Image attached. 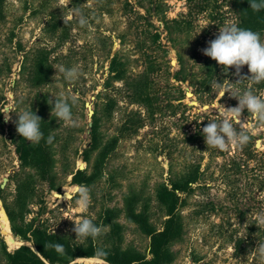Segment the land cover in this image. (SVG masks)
Listing matches in <instances>:
<instances>
[{
    "label": "rangeland",
    "instance_id": "374dc122",
    "mask_svg": "<svg viewBox=\"0 0 264 264\" xmlns=\"http://www.w3.org/2000/svg\"><path fill=\"white\" fill-rule=\"evenodd\" d=\"M76 9L88 18L87 25L73 18ZM54 13L61 21L56 33L48 25ZM241 18L236 0H0V184L9 178L0 202L14 241L9 237V243L0 223V264L9 263L3 243L8 252L32 246L13 234L8 213L16 226L34 222L83 244L91 237L77 238L73 228L87 217L106 226L94 239L102 248L146 253L151 238L142 228V216L156 229L167 218L156 198L157 188L170 186L172 163L173 178L179 179L199 161L206 169L204 179L181 195L182 229L170 247L171 264H264V258L252 253L261 242L258 232L248 230L251 221L260 224L258 214L264 213L260 182L252 171L226 179L225 158L212 161L209 152L187 139L196 130V116L218 113V104L238 105L231 94L250 90L264 98V82L236 83L234 68L223 69L202 51L221 27H240ZM118 51L116 63L127 65L131 85L111 78V60ZM61 65L79 66V78L72 83L54 80ZM241 75L250 76L247 66ZM216 79L231 94L221 98ZM147 83L151 96L149 91L148 97H139L137 90L144 92ZM62 95L69 102L76 97L75 123L52 113L56 97ZM30 108L46 128L44 139L48 134L54 137L48 158L57 190L42 178L38 159L26 167L20 164L12 138L15 114ZM8 112L12 117L5 121ZM94 114L99 118L95 142ZM250 116L245 110L241 122L264 151V124L254 123ZM86 152L89 161L84 160ZM80 165L87 179L75 184L73 173ZM80 185L89 189L87 210L75 203ZM64 193L68 199L57 197ZM109 209L116 212L118 231L106 219ZM76 262L100 264L90 259Z\"/></svg>",
    "mask_w": 264,
    "mask_h": 264
},
{
    "label": "trees",
    "instance_id": "16d2710c",
    "mask_svg": "<svg viewBox=\"0 0 264 264\" xmlns=\"http://www.w3.org/2000/svg\"><path fill=\"white\" fill-rule=\"evenodd\" d=\"M236 3L241 10L242 18L240 27L258 31L260 33L264 32V10L260 12L252 11L249 0H236ZM60 23V17L54 13L53 18L50 20L48 25L50 29L56 33ZM118 53L119 51L111 60V78L115 80H122L125 84L128 83L131 85L130 77H127V65L125 63H116L119 57ZM113 63L117 64L116 67H113ZM150 87V84L147 83V87L145 85L144 92L137 90L138 96H147V93L151 89ZM145 92H147L146 95ZM148 95L151 96V91ZM215 115H218V113L210 114L202 118H200V116H196L193 122L196 126V130L189 134L187 139L191 142L197 143L203 150H201L203 153L209 152L210 160L214 161L221 156L225 158V162L227 163H225L224 169L227 172L223 174L227 177L226 179H229L231 174L252 171L253 177L260 182L258 190L262 191L264 189V151L259 150V147L256 146L255 135L250 129L246 128L244 125L242 126L244 130L249 131L251 134V140L246 146L235 147L233 145H229L225 150H219L210 146L207 147L202 134V129L208 122L219 119V117H216ZM250 117L254 123L257 121L252 115ZM2 119L3 112L0 110V121H2ZM137 122H134L133 124L136 125ZM98 128L99 118L94 114L93 126L91 127V134L94 142ZM45 129V126L41 125L43 134H45ZM15 132L16 133L12 134V138L16 144V151L19 154L21 167L32 165V162L35 159H38L37 163L40 165L42 178L49 181L51 189L57 190L58 188H55L54 182L51 180L50 173H52V170H49L50 161L48 155L50 154L49 147L50 145L52 146V144L47 143V139L41 140L38 144L30 143L21 137L17 131ZM84 160L89 161L88 152H86ZM171 171H173V163L170 167V186L167 184H161L157 188L156 192V198L159 203L164 206L167 215L162 228L156 229L148 222V218L144 215L140 220L143 230L151 238L149 248L146 253H131L123 251L118 247L105 249L99 246L93 238H90L87 244L72 242L64 236L51 234L52 232H50L47 228L41 224H35L34 222L16 226L13 222L12 215L8 213L10 216L13 234L22 241L32 243V246L21 245L14 252H8L5 243H3V252L8 258V264H70L71 257L73 259L91 257L93 256L94 250L97 248H102L107 252L106 262L109 264H171L173 260V253L171 252L170 247L179 237L182 229L181 216L178 213L182 202L181 195L191 192L193 184L201 182L202 179H204L206 169H202V163L200 161L198 163H193L185 169L186 172H182L179 179H174V175ZM73 174L75 184H80L84 179H87L86 171L84 169H77ZM3 189L4 188H2L0 184V197H2ZM261 209H263V207H261ZM115 213L116 212L113 209H109L105 212V216L107 221H112V229H116L118 231L120 229V225L113 221ZM0 220L2 227H4L2 217H0ZM248 230L249 234L253 233L254 230H257V238H259L261 242H264V224H258V220L251 221L248 226ZM46 242H59L64 245L66 255L61 256L55 252V250L45 248L44 245ZM76 264L82 263L76 262Z\"/></svg>",
    "mask_w": 264,
    "mask_h": 264
},
{
    "label": "clouds",
    "instance_id": "9594fccd",
    "mask_svg": "<svg viewBox=\"0 0 264 264\" xmlns=\"http://www.w3.org/2000/svg\"><path fill=\"white\" fill-rule=\"evenodd\" d=\"M250 8L254 12L264 10V0H249ZM73 18L82 26L87 25L88 18L84 15L82 10H74ZM203 54L216 61L223 69H235V76L238 77L236 83L247 79L253 83L264 82V38L258 31L251 29H244L237 24L230 23L219 29V35L209 42V46L202 50ZM195 63V62H194ZM199 66V65H198ZM247 66L250 76H242L241 69ZM57 75L53 77L62 78L63 80L72 83L79 78V66H72L70 68L63 65L56 69ZM227 74V73H225ZM230 83V82H229ZM215 87L219 89V95L224 97L225 91L224 83H218L217 79L214 81ZM231 94V93H230ZM231 96L238 100V105L235 107H225L218 104L216 110L218 111L219 119L208 122L202 129V134L205 139L207 147L225 150L229 145L235 147L246 146L251 140L249 131L242 127L245 123L241 122L242 113L247 110L255 119L264 124V98L254 94L250 90H245L241 95ZM77 102L76 97L69 99L63 95L56 97L55 104L52 107V113H55L59 120L65 123H75L73 120L72 105ZM52 104V101H49ZM5 120H11L12 114L5 113ZM18 119L16 121V131L25 140L30 143H39L44 139V134L41 130V118L32 111V109L24 110L15 114ZM241 126V127H237ZM54 137L49 134L47 143L51 144ZM78 198L75 200L76 206L80 209L87 210L90 205V194L87 186H77ZM68 199V194L66 193ZM260 224H264V213L258 214ZM106 230V226L97 225L94 221L87 217H81L80 220L74 223L73 231L77 238L91 237L96 239L100 237ZM55 235L54 229L52 233ZM47 249H53L61 256L66 255L64 245L59 242H46L44 245ZM252 253L257 254L260 258H264V242H259L258 246ZM107 252L102 248L94 250L93 256L87 258H70V264H76V261L82 259H94L100 264H107Z\"/></svg>",
    "mask_w": 264,
    "mask_h": 264
},
{
    "label": "water",
    "instance_id": "95a60500",
    "mask_svg": "<svg viewBox=\"0 0 264 264\" xmlns=\"http://www.w3.org/2000/svg\"><path fill=\"white\" fill-rule=\"evenodd\" d=\"M93 98H94V96H93ZM86 106L89 108L90 115H92V114H93V110L91 109V104H90V102H87V103H86ZM5 109H6V110H9V107H6ZM5 121H7V120H5ZM91 125H92V123H91ZM79 169H84L83 165H80V166H79ZM8 181H9V178H8V177H4V178H3V181H2V183H1V187H2V188H5V186H6V184H7ZM57 197L65 198V197H66V193H64V194H57ZM2 232H3V231H2Z\"/></svg>",
    "mask_w": 264,
    "mask_h": 264
},
{
    "label": "bare ground",
    "instance_id": "6f19581e",
    "mask_svg": "<svg viewBox=\"0 0 264 264\" xmlns=\"http://www.w3.org/2000/svg\"><path fill=\"white\" fill-rule=\"evenodd\" d=\"M259 144V141L257 142ZM0 213L2 214V219L4 221V225H5V229L7 231V234H8V240H9V237L10 239L12 240V235H11V232H10V229L8 227V219L6 217V215L4 214V210L2 209V205H1V202H0ZM1 214H0V217H1ZM1 221V220H0ZM13 241V240H12ZM10 242V240H9ZM14 242V241H13Z\"/></svg>",
    "mask_w": 264,
    "mask_h": 264
}]
</instances>
